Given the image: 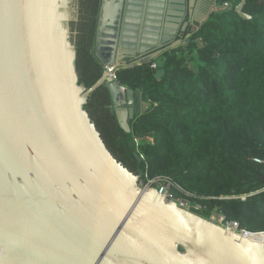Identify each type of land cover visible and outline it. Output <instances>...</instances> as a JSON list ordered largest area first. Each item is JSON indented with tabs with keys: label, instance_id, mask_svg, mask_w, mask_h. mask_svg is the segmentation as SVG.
<instances>
[{
	"label": "water",
	"instance_id": "1",
	"mask_svg": "<svg viewBox=\"0 0 264 264\" xmlns=\"http://www.w3.org/2000/svg\"><path fill=\"white\" fill-rule=\"evenodd\" d=\"M197 1L164 0L150 39L145 0H101L96 59L115 72L176 49L199 24ZM245 3L235 11L250 19ZM76 14V0H0V264H264V243L143 191L114 158L90 95L108 84L126 133L149 106L107 71L79 84Z\"/></svg>",
	"mask_w": 264,
	"mask_h": 264
},
{
	"label": "trees",
	"instance_id": "2",
	"mask_svg": "<svg viewBox=\"0 0 264 264\" xmlns=\"http://www.w3.org/2000/svg\"><path fill=\"white\" fill-rule=\"evenodd\" d=\"M218 7L185 43L156 60H132L117 82L138 91L147 113L118 124L109 86L88 99L85 111L114 158L140 179L168 177L184 191L176 198L200 205L241 228L264 232V0H215ZM71 23L79 84L103 76L95 57L101 0H76ZM136 64V65H135ZM156 65L157 69L152 66ZM163 70L158 79L156 73Z\"/></svg>",
	"mask_w": 264,
	"mask_h": 264
},
{
	"label": "built area",
	"instance_id": "3",
	"mask_svg": "<svg viewBox=\"0 0 264 264\" xmlns=\"http://www.w3.org/2000/svg\"><path fill=\"white\" fill-rule=\"evenodd\" d=\"M230 8V5L226 3L222 7H216L214 12H222L226 11ZM152 68L155 70L157 69L156 65H153ZM104 70L110 73V76L113 80L117 81V71L112 72L109 67H104ZM148 106L150 105L148 102H146ZM255 162L258 164L264 163L263 161L259 159H255ZM139 187L143 191H151V190H156L161 196L166 195V200L167 201H175L178 203L182 208L192 211L194 213L200 214L199 211L201 210L200 205H195L190 203L189 201H186L182 198H176L174 196V190L177 189L179 191H184L183 188L178 185L173 179L168 178V177H156L153 179H140L139 180ZM201 215V214H200ZM207 220L223 227L226 230H229L233 233L239 234L245 238L248 239H256L259 235H264V232L260 233H252L249 232L243 228L240 227V225L235 222V221H229L227 220L223 215L213 212L211 216L206 217Z\"/></svg>",
	"mask_w": 264,
	"mask_h": 264
},
{
	"label": "crops",
	"instance_id": "4",
	"mask_svg": "<svg viewBox=\"0 0 264 264\" xmlns=\"http://www.w3.org/2000/svg\"><path fill=\"white\" fill-rule=\"evenodd\" d=\"M147 2V6L145 8L147 9L146 14L151 15L150 22H152L154 25H149L150 27H153L152 31V37L150 39L154 38H160L162 35V27H160L161 23H163L164 19V12L165 8L163 9L164 0H145ZM217 5L215 0H198L195 8H194V21H198L199 24L196 25V30L200 27L201 24H203L211 15L212 12L215 11ZM148 9L151 11L149 12ZM144 14V13H143ZM147 40H149L147 38ZM185 43V42H184Z\"/></svg>",
	"mask_w": 264,
	"mask_h": 264
},
{
	"label": "bare ground",
	"instance_id": "5",
	"mask_svg": "<svg viewBox=\"0 0 264 264\" xmlns=\"http://www.w3.org/2000/svg\"><path fill=\"white\" fill-rule=\"evenodd\" d=\"M256 240H258L259 242L264 243V235H259Z\"/></svg>",
	"mask_w": 264,
	"mask_h": 264
}]
</instances>
